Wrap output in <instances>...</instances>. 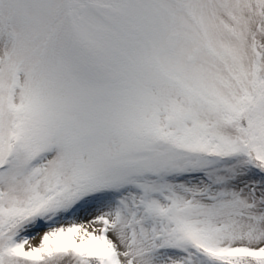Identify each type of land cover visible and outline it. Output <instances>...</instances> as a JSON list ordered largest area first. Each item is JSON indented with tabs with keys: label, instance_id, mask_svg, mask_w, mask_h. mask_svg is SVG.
I'll list each match as a JSON object with an SVG mask.
<instances>
[{
	"label": "snow or ice",
	"instance_id": "snow-or-ice-1",
	"mask_svg": "<svg viewBox=\"0 0 264 264\" xmlns=\"http://www.w3.org/2000/svg\"><path fill=\"white\" fill-rule=\"evenodd\" d=\"M0 264H264V0H0Z\"/></svg>",
	"mask_w": 264,
	"mask_h": 264
}]
</instances>
